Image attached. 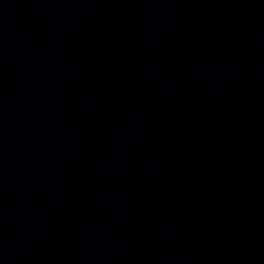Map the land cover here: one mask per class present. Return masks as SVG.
<instances>
[{"label": "water", "instance_id": "95a60500", "mask_svg": "<svg viewBox=\"0 0 264 264\" xmlns=\"http://www.w3.org/2000/svg\"><path fill=\"white\" fill-rule=\"evenodd\" d=\"M0 264H264V0H0Z\"/></svg>", "mask_w": 264, "mask_h": 264}]
</instances>
